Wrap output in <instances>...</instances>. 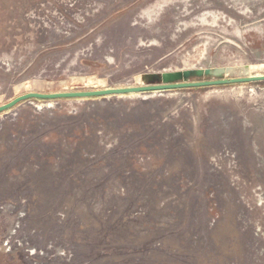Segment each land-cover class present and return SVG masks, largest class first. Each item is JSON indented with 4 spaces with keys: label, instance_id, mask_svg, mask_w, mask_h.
Returning a JSON list of instances; mask_svg holds the SVG:
<instances>
[{
    "label": "rangeland",
    "instance_id": "obj_1",
    "mask_svg": "<svg viewBox=\"0 0 264 264\" xmlns=\"http://www.w3.org/2000/svg\"><path fill=\"white\" fill-rule=\"evenodd\" d=\"M264 74V0H0V105ZM264 264V81L0 114V264Z\"/></svg>",
    "mask_w": 264,
    "mask_h": 264
},
{
    "label": "water",
    "instance_id": "obj_2",
    "mask_svg": "<svg viewBox=\"0 0 264 264\" xmlns=\"http://www.w3.org/2000/svg\"><path fill=\"white\" fill-rule=\"evenodd\" d=\"M258 81H264V74L220 78V79L198 80V81H181V82H172V83L138 85V86H128V87H110L104 89L83 90V91H63V92H52V93L28 92L13 98L12 100L8 101L5 104L0 105V114L10 109H13L17 105L31 99L57 100V99L97 98V97H109V96H122V95L137 94V93H153V92H166V91L181 90V89L215 87L222 85L243 84V83H251Z\"/></svg>",
    "mask_w": 264,
    "mask_h": 264
},
{
    "label": "crops",
    "instance_id": "obj_3",
    "mask_svg": "<svg viewBox=\"0 0 264 264\" xmlns=\"http://www.w3.org/2000/svg\"><path fill=\"white\" fill-rule=\"evenodd\" d=\"M134 264H152V263H134Z\"/></svg>",
    "mask_w": 264,
    "mask_h": 264
}]
</instances>
